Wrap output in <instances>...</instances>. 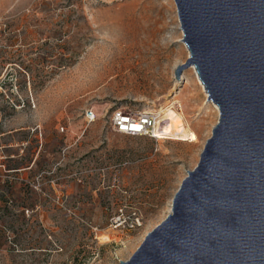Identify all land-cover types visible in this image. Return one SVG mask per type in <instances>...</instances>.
<instances>
[{
  "label": "rangeland",
  "instance_id": "rangeland-1",
  "mask_svg": "<svg viewBox=\"0 0 264 264\" xmlns=\"http://www.w3.org/2000/svg\"><path fill=\"white\" fill-rule=\"evenodd\" d=\"M182 36L173 0H0V264L124 263L170 214L218 121ZM167 107L195 142L108 124Z\"/></svg>",
  "mask_w": 264,
  "mask_h": 264
},
{
  "label": "water",
  "instance_id": "water-1",
  "mask_svg": "<svg viewBox=\"0 0 264 264\" xmlns=\"http://www.w3.org/2000/svg\"><path fill=\"white\" fill-rule=\"evenodd\" d=\"M218 121L170 214L119 264H264V0H173Z\"/></svg>",
  "mask_w": 264,
  "mask_h": 264
},
{
  "label": "built area",
  "instance_id": "built-area-1",
  "mask_svg": "<svg viewBox=\"0 0 264 264\" xmlns=\"http://www.w3.org/2000/svg\"><path fill=\"white\" fill-rule=\"evenodd\" d=\"M84 118L87 122L95 120L94 113L91 110L85 111ZM157 122V117L149 113H126L121 110H116L109 116V127L114 133L134 136V137H148L155 139L154 128ZM115 224L122 225L121 219L117 217L113 220ZM138 219L127 225L126 230H135L139 226Z\"/></svg>",
  "mask_w": 264,
  "mask_h": 264
},
{
  "label": "bare ground",
  "instance_id": "bare-ground-1",
  "mask_svg": "<svg viewBox=\"0 0 264 264\" xmlns=\"http://www.w3.org/2000/svg\"><path fill=\"white\" fill-rule=\"evenodd\" d=\"M109 61H110V59H109ZM94 62H96V61H94ZM98 62H99L98 65L100 66L102 71L105 72L107 62L104 60L102 61L101 59ZM92 66H93V64H92ZM97 68H99V67L96 66V69ZM100 71L101 70H99V72ZM193 73H194L197 84H199L202 91H204V88H203L202 84L200 83V81L198 80L196 72L194 69H193ZM85 77H87V76L85 75ZM76 79H78V78H76ZM204 93H205V91H204ZM213 107H214V109H216V106H213ZM154 135H155L156 139H173V140H177V141H181V142H189V143H193L197 139L195 134L187 128V126L184 124V122H182L181 116L179 114V110H175L172 107H167L164 110H160L159 115L157 117V122H156V125L154 128ZM101 240L102 241H108V240H110V238L108 237V235L102 236Z\"/></svg>",
  "mask_w": 264,
  "mask_h": 264
}]
</instances>
